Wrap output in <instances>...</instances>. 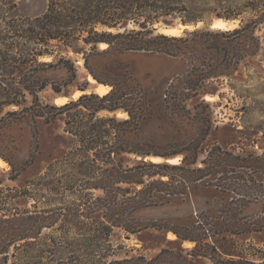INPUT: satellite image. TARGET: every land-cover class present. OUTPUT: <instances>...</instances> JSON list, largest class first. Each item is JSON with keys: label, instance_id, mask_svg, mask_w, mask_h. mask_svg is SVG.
Instances as JSON below:
<instances>
[{"label": "rangeland", "instance_id": "obj_1", "mask_svg": "<svg viewBox=\"0 0 264 264\" xmlns=\"http://www.w3.org/2000/svg\"><path fill=\"white\" fill-rule=\"evenodd\" d=\"M172 5L175 10L159 14L154 25L157 32L164 26H195L183 31L187 40L169 46L175 55L106 51L99 45L101 52L89 56V64L102 79L116 84L132 82L134 89L141 90L140 102L134 99V111L144 115L140 129L134 133V144L157 153L185 150L176 155L180 156L179 163L189 153L187 149L198 144V164L191 169L205 166L203 160L214 145L251 160L264 158V0H175ZM47 7L48 0H17L11 15L34 18ZM219 18L238 20L236 27L247 23L250 27L241 34L213 30L211 23ZM126 24L128 28H139L135 22ZM109 30L123 31L125 27L120 23ZM53 46L75 61L78 75L67 84L66 69L43 72L42 77L58 84L63 92L57 94L48 86L40 92L41 100L56 103L55 98L63 95L69 101L77 99L73 96L83 86L87 88L83 92L95 91L84 54L75 53L58 41H53ZM52 59L50 55L41 58ZM194 80L199 86L191 88L190 81ZM208 94L215 99L208 101ZM18 109L14 105L0 107V119ZM115 114L128 118L122 110L100 113ZM12 119L0 122V160L4 161L3 165L0 163V251L8 248L11 224L5 221L15 211L63 206L73 199L70 195L54 196L45 186L51 179L50 165L64 159L75 141L65 131V115L50 123L37 117V133L32 121ZM137 159L142 157L131 155L130 163L135 164ZM145 160L151 159L147 156ZM253 163L257 167L218 168L226 169L223 177L231 190L213 185L224 174L221 172L199 180L201 173L172 169L171 178H150L163 182L150 189L153 204L134 209V229L140 231L128 237L116 227L111 239L117 250L109 259L121 261L114 264H214L221 260L264 264V230L236 234L224 231L227 227L239 230L257 220L264 221V169L258 168L259 161ZM58 169L65 171L64 166ZM144 170L151 172L153 168ZM93 191L103 194L102 189ZM101 214L98 211L94 215ZM51 230L44 228L43 232ZM170 233L176 237L171 238ZM13 251L12 246L10 253ZM0 264H4L3 254Z\"/></svg>", "mask_w": 264, "mask_h": 264}, {"label": "trees", "instance_id": "obj_2", "mask_svg": "<svg viewBox=\"0 0 264 264\" xmlns=\"http://www.w3.org/2000/svg\"><path fill=\"white\" fill-rule=\"evenodd\" d=\"M174 2L175 0H48L47 10L31 18L11 15L17 0H0V107H19L18 110L7 112L0 122L7 118H25L34 123V133H37V117H43L46 123H50L65 115V131L75 138L64 159L50 165L51 179L45 185L54 196L70 195L73 199L69 203H63V206L15 211L6 218L5 222L10 223L11 227L7 234L8 248L0 251L4 256V264H9L10 260V264L121 263L116 259H109L117 250L111 237L116 227L122 228L128 237L140 231L134 229V209L153 204L152 197H149L150 189L155 183L163 182L162 179L158 181L150 178H171L169 172L172 169L201 173L199 180L221 172L224 174L217 177L213 185L231 190L227 178L223 177L226 169L218 170L219 167H254L256 165L253 161H259L258 168L264 169V158L255 157L251 160L234 155L219 145H214L209 150L208 156L203 160L205 166L195 169H191V166L198 164V144L187 149L189 153L183 156L180 163L145 160L150 155L176 157L185 150L157 153L134 144V133L140 129V119L144 115L134 111V99L140 102L141 90L134 89L132 82L110 83L102 79L89 64L90 54L101 52L98 47L101 43L108 44L106 51L138 50L175 55L169 46L187 38L157 32L154 27L159 21L160 13L176 9L172 5ZM128 22H135L139 28H128ZM120 23L125 30H109L118 27ZM100 26L106 29L100 30ZM249 27L247 23L233 29L213 30L241 34ZM53 41L62 43L75 53H83L84 64L90 74L98 82L111 84L113 88L104 95L95 91L87 92L60 105L44 103L40 92L48 86L57 94L63 90L58 84L42 77L43 72L64 68L68 73L67 84L72 83L78 75L75 61L57 51ZM47 55L53 59L42 61L41 58ZM189 86L192 88L199 85L194 80L190 81ZM80 89L87 88L83 86ZM29 97L31 104H28ZM105 110L112 113L122 110L128 113V118L117 117L116 114L100 115ZM134 154L142 159L131 164V155ZM59 166H64L65 171H59ZM145 167L153 170L147 172ZM96 189H102L103 194L96 195L93 191ZM98 211H102V214L96 217L94 214ZM141 227L142 225L139 228ZM44 228L52 230L44 233ZM262 230V220L239 230L233 227L224 229L234 234ZM12 246L14 251L10 253ZM218 262L236 263L232 260ZM218 262L214 264H219Z\"/></svg>", "mask_w": 264, "mask_h": 264}, {"label": "bare ground", "instance_id": "obj_3", "mask_svg": "<svg viewBox=\"0 0 264 264\" xmlns=\"http://www.w3.org/2000/svg\"><path fill=\"white\" fill-rule=\"evenodd\" d=\"M201 23H199L198 26H201ZM238 20H235V21H232V22H228V21H225L224 19L222 18H219V19H216L215 22L213 23L212 25V28L213 29H231V28H234L236 27L238 24ZM190 28V29H194L195 26H187V25H181L179 27H160L161 28V32L162 33H165V34H168V35H182L183 34V31L186 29V28ZM100 47L105 49L108 47V44L107 43H101L100 44ZM81 64H83V60L80 61ZM93 75L90 74L89 76V80L92 81L93 84H95V91L101 95H104L106 93H108L110 90H111V86L110 85H106V84H103V83H98L97 80L95 78L92 77ZM84 93L82 90H78L75 94H74V98H78L81 96V94ZM206 99L208 101H213L215 99V96L213 95H206ZM55 101L57 104H64L66 102L69 101V98L66 97V96H58L57 98H55ZM149 158L151 160H153L154 162H161L163 161V157H159V156H149ZM168 161L170 163H173V164H176V163H179L180 161V156H176V157H171V158H168ZM0 163L1 165L4 164V161L3 160H0ZM171 238H175L176 235L174 233H170L169 235Z\"/></svg>", "mask_w": 264, "mask_h": 264}, {"label": "water", "instance_id": "obj_4", "mask_svg": "<svg viewBox=\"0 0 264 264\" xmlns=\"http://www.w3.org/2000/svg\"><path fill=\"white\" fill-rule=\"evenodd\" d=\"M226 21H229V20H228V19H226ZM213 23H214V22H212V23H211V26L213 25ZM167 27H169V26H167ZM98 83H101V82H98ZM80 90H82V89H80ZM83 91H85V90H83ZM84 93H87V92H84ZM84 93H83V94H84ZM71 100H73V99L71 98ZM165 161L169 162V161H168V158H166V160H165Z\"/></svg>", "mask_w": 264, "mask_h": 264}]
</instances>
